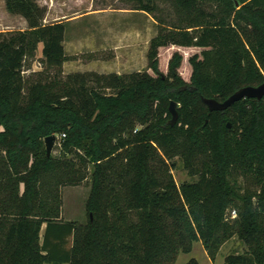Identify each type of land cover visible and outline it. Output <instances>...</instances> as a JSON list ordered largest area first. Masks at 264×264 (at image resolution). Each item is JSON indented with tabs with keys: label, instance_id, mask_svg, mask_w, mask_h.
<instances>
[{
	"label": "trees",
	"instance_id": "trees-1",
	"mask_svg": "<svg viewBox=\"0 0 264 264\" xmlns=\"http://www.w3.org/2000/svg\"><path fill=\"white\" fill-rule=\"evenodd\" d=\"M41 1L5 0L29 27L0 33V264H175L199 240L215 260L235 235L248 250L226 264H264V97L204 101L264 83V0H172L177 22L160 0H126L160 29L149 69L124 74H64L67 25ZM178 155L197 180L177 183ZM239 175L256 188L238 191ZM88 179V222L63 220L62 187Z\"/></svg>",
	"mask_w": 264,
	"mask_h": 264
},
{
	"label": "rangeland",
	"instance_id": "rangeland-1",
	"mask_svg": "<svg viewBox=\"0 0 264 264\" xmlns=\"http://www.w3.org/2000/svg\"><path fill=\"white\" fill-rule=\"evenodd\" d=\"M41 4L48 7L45 22L51 23L56 20H67L65 36V47L70 59L64 64V74L71 72L96 71H117L122 74L132 71H144L149 69L151 62L149 51L147 52V40L154 39L159 32L157 20L151 14L132 9L126 0H43ZM161 10L157 16L165 17L171 22H177L178 11L172 0H160ZM81 19L69 21L75 17ZM27 20L17 14L8 11L5 0H0V33L7 34L12 31L26 30ZM135 30L134 35L138 37L139 44L134 49L136 54L127 46L116 48V45L123 44L131 37L130 30ZM136 39V38H134ZM144 39V40H142ZM93 43V48L89 47ZM88 44V45H86ZM144 44V45H142ZM140 46V47H138ZM145 46V48H142ZM128 49V50H127ZM40 52L35 57H29L24 67V75L28 80H35L39 71H43L45 65L40 57ZM131 53V54H130ZM191 51L190 54H192ZM53 70V69H52ZM184 74L187 65L182 69ZM138 126H140L138 124ZM57 135V142L52 154L58 155L60 150L61 135ZM46 147V143H45ZM176 166L172 169L175 180L178 184L187 181H195L198 176L191 173V167H187L181 156L174 161ZM235 188L242 194L247 188L255 189L252 181L239 175L233 179ZM91 189L90 180L79 185H66L62 187L63 202L61 218L63 220L76 221L78 224H86L89 219L88 198ZM230 220L236 219L239 212L236 208L228 211ZM45 229V226H44ZM73 239L70 238L67 247H70ZM248 246L239 236L235 235L226 241L220 248L215 260L205 248L201 240L194 243L190 253H181L175 264H187L195 258L199 264H226V258L231 253H246ZM51 264V263H46Z\"/></svg>",
	"mask_w": 264,
	"mask_h": 264
},
{
	"label": "water",
	"instance_id": "water-1",
	"mask_svg": "<svg viewBox=\"0 0 264 264\" xmlns=\"http://www.w3.org/2000/svg\"><path fill=\"white\" fill-rule=\"evenodd\" d=\"M264 97V83H261L258 86H244L233 93V95L229 96L227 99L225 98L224 101H220L215 98H207L205 99V103L208 105L209 109L211 111L215 110H225L234 105L236 102L244 99V98H257L262 99ZM179 104L175 101L171 103L170 109L172 110L173 118L172 123H176L178 121V111L177 107ZM46 143V149L47 153L50 156L53 152V149L57 142V135L53 134L50 136H47L45 138Z\"/></svg>",
	"mask_w": 264,
	"mask_h": 264
},
{
	"label": "crops",
	"instance_id": "crops-1",
	"mask_svg": "<svg viewBox=\"0 0 264 264\" xmlns=\"http://www.w3.org/2000/svg\"><path fill=\"white\" fill-rule=\"evenodd\" d=\"M142 13H145V14H148L147 12H144V11H142ZM78 19H81V16H78V17H75L74 19H72V20H69V21H75V20H78ZM57 21H59V20H56V21H54V22H57ZM60 21H64L65 23H66V21L67 20H60ZM54 22H52V23H54ZM68 22V21H67ZM46 23H51L49 20H47V22ZM66 25H67V23H66ZM29 26V25H28ZM28 29V28H27ZM67 29V28H66ZM130 32H132L130 35H131V37H133V39H131V38H128V35H127V39H126V42L123 44V42H121V44H119V45H116L115 47L116 48H121V47H124V46H127V48L129 49V47H130V49L132 50L131 52H132V54L131 55H135L136 54V52H135V48L137 47V45H140L139 43V40L138 39H140L139 38V36L138 37H135V35H134V32H135V30H133V29H131L130 30ZM66 34V33H65ZM134 38H136V39H134ZM142 40H144V39H142ZM150 40H147V42H146V47H147V52L149 51V49H150ZM86 45H88V44H86ZM142 45H144V44H142ZM64 46H65V44H64ZM89 47H91V48H93L95 45L93 44V43H89V45H88ZM43 47H44V44L43 43H40V45H39V49H38V52H40V50H41V53H40V57H42V53H43ZM138 47H140V46H138ZM142 48H145V46H143ZM65 49H66V47H65ZM127 49V50H128ZM66 53H67V56H68V58L70 59V57H69V55H68V52H67V50H66ZM68 59V60H69ZM67 60V61H68ZM67 61L64 63V64H66L67 63ZM93 71H96V70H93ZM97 72H101V73H110V72H117V71H109V72H106V71H97ZM133 72V71H132ZM119 74H122V73H120V72H118ZM127 73H129V72H127Z\"/></svg>",
	"mask_w": 264,
	"mask_h": 264
},
{
	"label": "built area",
	"instance_id": "built-area-1",
	"mask_svg": "<svg viewBox=\"0 0 264 264\" xmlns=\"http://www.w3.org/2000/svg\"><path fill=\"white\" fill-rule=\"evenodd\" d=\"M64 136H65V134H64Z\"/></svg>",
	"mask_w": 264,
	"mask_h": 264
}]
</instances>
